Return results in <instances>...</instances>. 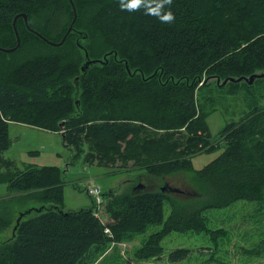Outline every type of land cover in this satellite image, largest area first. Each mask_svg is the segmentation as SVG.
<instances>
[{
	"label": "trees",
	"instance_id": "16d2710c",
	"mask_svg": "<svg viewBox=\"0 0 264 264\" xmlns=\"http://www.w3.org/2000/svg\"><path fill=\"white\" fill-rule=\"evenodd\" d=\"M84 1L73 0V29L53 45L32 29L60 41L73 17L69 0H0V46L16 45V14L26 13L29 25L17 17L19 46L0 50V182L43 202L20 211L19 222L18 213L11 236L0 241V264H90L93 253L108 242L135 238L150 224L161 227L149 233L135 255L159 258L165 235L206 229L207 209L240 199L264 204V135L250 146L243 142L264 130V102L255 101L250 113L212 138L195 93L206 78L203 84L264 72V0H172L166 6L175 15L171 22L149 15L146 6L128 11L120 8V0L80 6ZM85 51L103 61L83 73ZM233 83L264 96V77ZM10 121L61 132L74 156L88 163L143 169L159 177L195 171L202 196L177 199L141 185L111 190L104 193L107 225L91 205L64 210V172L58 166L22 169L4 157ZM217 146L222 148L217 157L193 167V154ZM165 202L170 205L166 217ZM10 224L0 216V231ZM189 252L179 247L167 259L178 262Z\"/></svg>",
	"mask_w": 264,
	"mask_h": 264
},
{
	"label": "rangeland",
	"instance_id": "374dc122",
	"mask_svg": "<svg viewBox=\"0 0 264 264\" xmlns=\"http://www.w3.org/2000/svg\"><path fill=\"white\" fill-rule=\"evenodd\" d=\"M90 1L86 0L80 6ZM84 21L89 23L90 18L86 16ZM247 87L245 84L229 81L219 86L217 80L198 84L195 91L196 101L198 107L206 113L208 131L212 138L218 136L227 123L241 119L250 113L257 103L263 104L264 96L260 95V91L254 90L253 95H250L246 92ZM20 123L9 122L11 145L4 151V157H14L15 160H11L22 169L24 164L58 166L64 172V209L77 210L92 205L94 196L88 193L87 187L93 185L98 186L102 193L111 190L117 193L127 192L132 186L142 184L141 186L148 189L166 186L167 192L177 199L199 201L202 196L203 187L195 171L184 169L159 177L143 169L119 171L111 166L89 164L82 155L70 156L73 149L68 146L70 150L62 144L61 135L35 126H24L26 123L19 125ZM19 126H23L21 130ZM258 132L243 140L246 146H250L256 138L264 135L263 129H258ZM24 149H27L30 155L23 154ZM221 149L217 146L210 151L193 154V167L200 169L217 157ZM32 153L34 156H31ZM42 203L36 195L25 193L21 189L10 191L6 182H0V216L11 222L9 227L0 231V241L11 236L13 224L20 211ZM169 212L170 205L165 202L164 217ZM204 213L207 225L205 230L172 231L162 238V257L139 259L135 255L149 233L161 227V224H150L143 234L135 238L108 242L100 251L93 253L90 264H264V204L261 201L240 199L226 207L209 208ZM101 219L106 225L111 222L105 206L102 207ZM106 232H112L110 226ZM179 247L189 248L188 256L178 262L169 261L168 252Z\"/></svg>",
	"mask_w": 264,
	"mask_h": 264
},
{
	"label": "water",
	"instance_id": "95a60500",
	"mask_svg": "<svg viewBox=\"0 0 264 264\" xmlns=\"http://www.w3.org/2000/svg\"><path fill=\"white\" fill-rule=\"evenodd\" d=\"M69 2H70V4H71L72 10H73V17H72V19H71V21H70V24H69V26H68V28H67V30H66V33L64 34V36L62 37V39H61L60 41H58V42L51 41V40H49L46 36H44L43 34H41L40 32H38V31H36V30H34V29H32V28H30V29H32V30H33L38 36H40V37H41L43 40H45L47 43H49V44H53V45H55V44L60 45V44L63 42L64 38L66 37L67 33L73 29V24H74L75 19H76V16H77V10H76V7H75V5H74L73 0H69ZM20 16L24 19V22H25L26 26L29 28V25H28V22H27V15H26V13L22 12V13H18V14H16V15L14 16V18H13V28H14V31H15V34H16L17 43H16L15 46L8 47V48H7V47L0 46V50H3V51H12V50H14L17 46H19V44H20V39H19V35H18V32H17V28H16V26H15V20L17 19V17H20ZM85 57H86L85 63L83 64V66H81V70H82L83 73H85L86 68H87L91 63H95V62H97V61H100V62L103 61V59H90V58L88 57V53H87L86 51H85ZM125 64H126V68H127V70L129 71L130 69H129V67H128V64H127V63H125ZM129 72H130V71H129ZM81 75H82V74H81ZM258 77H264V72H257V73H255V74H252V75L248 76V77H247V76L227 77V78H225L224 80H221V79H219V78H217L216 80H217V84H218L219 86H221V85H224L225 83H227L228 81H231V82L246 81V82H248V83H252L253 80H254L255 78H258ZM206 79H208V78H206ZM206 79H205V80H206ZM205 80H204V81H205ZM204 81H202V83H203ZM138 185H142V184H138ZM165 187H166V186H162L161 189H162L163 191H167V190L165 189ZM173 190H174V191H177V189H173ZM21 216H22V212L19 213V217L17 218V222H19V219H20Z\"/></svg>",
	"mask_w": 264,
	"mask_h": 264
},
{
	"label": "clouds",
	"instance_id": "9594fccd",
	"mask_svg": "<svg viewBox=\"0 0 264 264\" xmlns=\"http://www.w3.org/2000/svg\"><path fill=\"white\" fill-rule=\"evenodd\" d=\"M171 3L172 0H120L119 6L121 9H126L128 11L146 6L145 10L149 15L156 16L163 22H171L175 19V15L170 8L166 7Z\"/></svg>",
	"mask_w": 264,
	"mask_h": 264
},
{
	"label": "built area",
	"instance_id": "2783aa9c",
	"mask_svg": "<svg viewBox=\"0 0 264 264\" xmlns=\"http://www.w3.org/2000/svg\"><path fill=\"white\" fill-rule=\"evenodd\" d=\"M88 193L94 196L93 200V214L95 216L101 217V211L104 204V196L102 192L100 191V188L98 186H88L87 187ZM105 231H107V227L105 228Z\"/></svg>",
	"mask_w": 264,
	"mask_h": 264
},
{
	"label": "crops",
	"instance_id": "0c3cea01",
	"mask_svg": "<svg viewBox=\"0 0 264 264\" xmlns=\"http://www.w3.org/2000/svg\"><path fill=\"white\" fill-rule=\"evenodd\" d=\"M19 125H24V124H19ZM18 126V125H17ZM24 126H28V124L27 125H24ZM22 127L23 126H19V130H21L22 129ZM51 132H54V131H51ZM54 133H57L58 135H61V133L60 132H54ZM9 137H10V127H9ZM11 138V137H10ZM61 138H62V136H61ZM10 142H11V139H10ZM62 144L63 145H65L64 144V142H63V139H62ZM9 145H11V144H9ZM66 146V145H65ZM10 147V146H9ZM68 147V146H67ZM69 148V147H68ZM70 149V148H69ZM71 150V149H70ZM22 153L23 154H28V155H30L29 153L30 152H28V150L27 149H24L23 151H22ZM31 156H34V153H32V155ZM70 156H74V151L72 152V150H71V155ZM9 159L11 160V159H14L15 160V158L14 157H9ZM86 162V161H85ZM86 163H88V162H86ZM89 164H94V163H89ZM26 165H30V164H24V166H26ZM12 191H14V190H12ZM50 204H52V203H49V205ZM53 205V204H52ZM35 206V205H34ZM63 207V206H62ZM64 209V208H63ZM65 210V209H64ZM66 210H74V209H66Z\"/></svg>",
	"mask_w": 264,
	"mask_h": 264
}]
</instances>
